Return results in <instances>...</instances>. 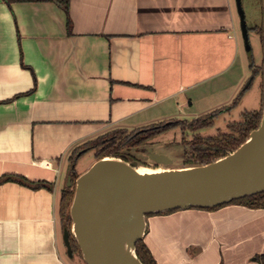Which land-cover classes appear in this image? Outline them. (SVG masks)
<instances>
[{
  "label": "crops",
  "instance_id": "0c3cea01",
  "mask_svg": "<svg viewBox=\"0 0 264 264\" xmlns=\"http://www.w3.org/2000/svg\"><path fill=\"white\" fill-rule=\"evenodd\" d=\"M69 18L68 34L56 4L0 0V179L31 184L0 181V264H68L56 203L75 148L242 97L234 0H70ZM143 243L156 264H257L264 210L150 215Z\"/></svg>",
  "mask_w": 264,
  "mask_h": 264
},
{
  "label": "water",
  "instance_id": "95a60500",
  "mask_svg": "<svg viewBox=\"0 0 264 264\" xmlns=\"http://www.w3.org/2000/svg\"><path fill=\"white\" fill-rule=\"evenodd\" d=\"M263 21H264V0ZM239 32L251 60L248 29L241 1L234 0ZM252 81L247 82L246 90ZM174 164L166 146L145 145L124 150L122 156L96 160L76 174L68 169L64 189L73 191L69 207L70 229L62 243L72 258L74 239L84 264H143L136 244L147 230V217L177 210H212L264 192V89L258 127L233 152L212 163ZM81 153L78 154V157ZM139 169L146 172L140 173Z\"/></svg>",
  "mask_w": 264,
  "mask_h": 264
},
{
  "label": "trees",
  "instance_id": "16d2710c",
  "mask_svg": "<svg viewBox=\"0 0 264 264\" xmlns=\"http://www.w3.org/2000/svg\"><path fill=\"white\" fill-rule=\"evenodd\" d=\"M5 4H18V3H54L56 4L67 17V33H70L71 21L69 18V6L70 0H2ZM262 1V0H261ZM249 31V30H248ZM255 32L261 41L263 57H264V22L261 27L254 28ZM249 67L252 71V77L261 73L263 78L264 87V60L261 67H253L252 61H249ZM253 68V69H252ZM241 98L239 94L230 105L233 108L237 105ZM263 103V100H262ZM261 108L257 112H245L242 114V120L236 123H232L229 127L230 134H221L218 137H200L197 133L202 129H206L212 126L213 120H215L222 112L227 108L213 111L207 115L200 116L191 121L185 120H170L163 121L156 124L148 125L145 127L137 128L131 131L123 129H114L106 134L96 137L81 146L75 148L70 155V164L75 166L78 160V154L81 155L87 151H93L96 160L109 156H122L124 150H131L139 148L145 145H151L150 140L162 133H166L171 128H179L181 132H187L190 134L189 140L182 139L181 145L189 148V152L185 153L184 164H209L219 159L222 156H226L228 153L236 150L248 137L249 133L255 130L260 122ZM229 108V107H228ZM80 155V156H81ZM95 160V161H96ZM79 175V174H78ZM18 181L22 184L31 185L25 179L19 177H5L0 181ZM42 186L41 182L35 184V186ZM73 191L70 189H64L59 195V216L60 227L62 232L66 229H70L69 207L72 201ZM231 203L246 206L252 209L264 210V192L254 196L245 197L240 200L233 201ZM224 206V205H223ZM221 207V206H219ZM171 213V212H168ZM167 214V213H164ZM72 254H78L80 257L79 249L74 239L69 237ZM136 254L143 264H156L152 255L147 247L144 245L143 240L136 244ZM257 264H264V255H257L255 257Z\"/></svg>",
  "mask_w": 264,
  "mask_h": 264
},
{
  "label": "rangeland",
  "instance_id": "374dc122",
  "mask_svg": "<svg viewBox=\"0 0 264 264\" xmlns=\"http://www.w3.org/2000/svg\"><path fill=\"white\" fill-rule=\"evenodd\" d=\"M240 1L245 16L246 27L249 30L248 38L251 47V61L254 68L255 67L259 68L262 66L264 60L262 45L259 36L252 30L254 28L261 27L264 22L262 1L261 0H240ZM236 35L237 38L240 40V47H241L240 60L244 74L243 82L241 84V87L239 88V92L242 91V97L237 103V105L234 106L230 112L221 114L215 120H213L211 127L198 131L197 133L199 134L200 137H218L221 134H230L229 127L231 126L232 123H236L242 120L243 113L257 112L261 108V103L263 100V89H264L263 78L261 76V73L255 75L254 78L252 77V71L249 67V60L246 57V54L244 52L241 43L238 21H236ZM251 77H252V81L249 87L246 90H244V87L246 86L247 82ZM183 119L184 118L179 120H183ZM191 119H193V117L186 120H191ZM170 120H176V119H170ZM156 123L157 122L152 124H156ZM108 132L110 131H107L106 133ZM189 138H190V134H188L187 132H181L179 128H171L166 133H162L156 137H153L150 140V143L151 145H155V146L168 147L166 154L168 157L172 159L173 163L176 164L179 161H181L183 158V147L177 144L181 143L182 139L189 140ZM95 160L96 157L94 156L93 151L84 152L77 160L74 166V171L76 172V174L83 173L95 162ZM60 189L61 186L59 187V191ZM58 203H59V196L57 198V203H56L57 204L56 221L58 224V228L61 229L60 216L58 213L59 212ZM63 256L64 259L68 262V264H84L82 259L79 257L77 253L74 254V256L70 259L67 257L64 251Z\"/></svg>",
  "mask_w": 264,
  "mask_h": 264
},
{
  "label": "bare ground",
  "instance_id": "6f19581e",
  "mask_svg": "<svg viewBox=\"0 0 264 264\" xmlns=\"http://www.w3.org/2000/svg\"><path fill=\"white\" fill-rule=\"evenodd\" d=\"M139 172H140V173H145L146 171H143V170H140V169H139Z\"/></svg>",
  "mask_w": 264,
  "mask_h": 264
}]
</instances>
